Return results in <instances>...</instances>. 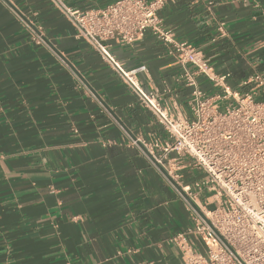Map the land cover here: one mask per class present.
<instances>
[{"label": "crops", "instance_id": "0c3cea01", "mask_svg": "<svg viewBox=\"0 0 264 264\" xmlns=\"http://www.w3.org/2000/svg\"><path fill=\"white\" fill-rule=\"evenodd\" d=\"M114 1L65 0L82 10ZM159 15L229 72L230 88L264 77V0H172ZM110 50L127 68L146 64L145 89L191 117L182 67L155 30ZM167 137L50 0H0V264H185L171 238L192 226V210L146 147Z\"/></svg>", "mask_w": 264, "mask_h": 264}, {"label": "built area", "instance_id": "2783aa9c", "mask_svg": "<svg viewBox=\"0 0 264 264\" xmlns=\"http://www.w3.org/2000/svg\"><path fill=\"white\" fill-rule=\"evenodd\" d=\"M50 1L166 130V139L154 138L146 147L192 210V226L171 238L184 263L264 264V97L258 96L264 93L262 74L250 75L241 89L230 88L229 72L217 73L202 48L177 41L162 27L159 12L172 0H115L90 10L71 7L65 0ZM150 29L182 67L180 80L191 89V117L163 104L159 88L145 89L139 75L148 73L146 64L127 68L110 50V40L132 44ZM201 76L222 91L207 93ZM186 169L193 173L192 182L186 180ZM190 234L201 240L205 251Z\"/></svg>", "mask_w": 264, "mask_h": 264}, {"label": "water", "instance_id": "95a60500", "mask_svg": "<svg viewBox=\"0 0 264 264\" xmlns=\"http://www.w3.org/2000/svg\"><path fill=\"white\" fill-rule=\"evenodd\" d=\"M164 170V169H163ZM164 172H165V170H164ZM190 201V203L197 209V210H199V208H198V206L190 199L189 200Z\"/></svg>", "mask_w": 264, "mask_h": 264}]
</instances>
